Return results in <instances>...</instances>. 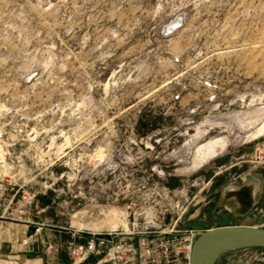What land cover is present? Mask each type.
Masks as SVG:
<instances>
[{
	"label": "rangeland",
	"instance_id": "1",
	"mask_svg": "<svg viewBox=\"0 0 264 264\" xmlns=\"http://www.w3.org/2000/svg\"><path fill=\"white\" fill-rule=\"evenodd\" d=\"M260 183L264 0H0V264H106L72 249L157 213L264 227Z\"/></svg>",
	"mask_w": 264,
	"mask_h": 264
},
{
	"label": "built area",
	"instance_id": "2",
	"mask_svg": "<svg viewBox=\"0 0 264 264\" xmlns=\"http://www.w3.org/2000/svg\"><path fill=\"white\" fill-rule=\"evenodd\" d=\"M27 200L31 203L33 198ZM157 214L141 227L134 223L130 229L92 233L72 254L100 251L104 256L99 262L106 264H189L192 244L204 230L183 226L181 216L171 215L165 222L164 215Z\"/></svg>",
	"mask_w": 264,
	"mask_h": 264
},
{
	"label": "water",
	"instance_id": "3",
	"mask_svg": "<svg viewBox=\"0 0 264 264\" xmlns=\"http://www.w3.org/2000/svg\"><path fill=\"white\" fill-rule=\"evenodd\" d=\"M253 247L264 248V227L230 225L209 228L193 242L189 264H215L226 252Z\"/></svg>",
	"mask_w": 264,
	"mask_h": 264
},
{
	"label": "crops",
	"instance_id": "4",
	"mask_svg": "<svg viewBox=\"0 0 264 264\" xmlns=\"http://www.w3.org/2000/svg\"><path fill=\"white\" fill-rule=\"evenodd\" d=\"M250 178V179H249ZM247 180V181H246ZM261 186V188L264 189V183H260L259 187ZM223 198L225 200V203L227 200H237L238 203L236 204H232L231 206L234 208V211H236L235 213L238 215V220L240 221V219L242 217H245L247 215V213L249 212L250 206L253 205V203H255V181L252 178L251 179V175L247 174L245 179H242L240 186H230L228 188H226L223 192ZM224 202V201H223ZM225 209L228 210L227 207H225ZM247 219L250 220H254V218L252 219V217L247 216ZM255 220H260V218L258 216H255ZM230 225H249V226H259L261 227V225L259 224H251L250 222H226V223H222L219 224L217 226L214 227H219V226H230ZM211 227V228H214ZM209 229V228H208ZM206 230V229H204Z\"/></svg>",
	"mask_w": 264,
	"mask_h": 264
},
{
	"label": "bare ground",
	"instance_id": "5",
	"mask_svg": "<svg viewBox=\"0 0 264 264\" xmlns=\"http://www.w3.org/2000/svg\"><path fill=\"white\" fill-rule=\"evenodd\" d=\"M177 24V23H176ZM218 145V142L216 141V142H213V143H211V144H209L208 145V147H207V154L209 155V154H212V153H214V151H215V147ZM99 152H100V150H99ZM97 155V154H96ZM98 156H101L102 157V153H99L98 154Z\"/></svg>",
	"mask_w": 264,
	"mask_h": 264
}]
</instances>
